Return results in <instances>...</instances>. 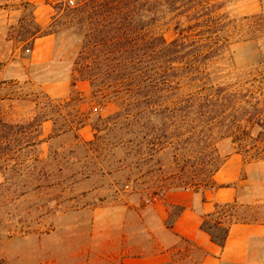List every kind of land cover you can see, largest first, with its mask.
I'll use <instances>...</instances> for the list:
<instances>
[{
	"label": "rangeland",
	"instance_id": "obj_1",
	"mask_svg": "<svg viewBox=\"0 0 264 264\" xmlns=\"http://www.w3.org/2000/svg\"><path fill=\"white\" fill-rule=\"evenodd\" d=\"M66 2L0 0V264H138L158 255L168 259L163 264H201L203 250L170 231L180 211L171 202L183 192L176 184L180 166L174 150L153 158L146 151L136 154L129 133L123 134V146L114 147L119 136L93 145L89 125L77 139L71 134L56 138L53 124L45 122L42 143L36 146L34 126L22 134L20 126L36 113V93L55 102L71 96L75 103L62 108L91 113L87 123L97 114L106 118L119 111L115 101L94 98L88 82L72 86L71 69L81 41L72 31L54 33L56 10ZM148 3L146 35H160L167 43L180 40L184 50L173 66L180 72L186 67L199 71L194 80L182 78L178 91L164 92V107L184 100L185 94L212 88L238 93L242 101L236 109L257 103L264 110V0ZM46 37L51 56L34 62V42ZM168 112L145 120L151 142L158 127L172 137L199 130ZM242 130L219 127L213 133ZM247 131L255 136L263 130L254 126ZM232 146L229 139L217 144L219 153L228 155L215 175L218 186L188 194L199 202L205 191L230 187L241 222L237 224L259 231L250 242L249 260L264 264V159L245 161Z\"/></svg>",
	"mask_w": 264,
	"mask_h": 264
},
{
	"label": "trees",
	"instance_id": "obj_2",
	"mask_svg": "<svg viewBox=\"0 0 264 264\" xmlns=\"http://www.w3.org/2000/svg\"><path fill=\"white\" fill-rule=\"evenodd\" d=\"M68 1L56 10L54 26L57 31L54 33L72 31L81 41L71 69L72 86L88 82L94 98L102 103L109 99L115 101L119 111L106 118L97 114L87 123L91 113L87 116L80 110L67 112L62 108V105L75 103L71 96L55 102L45 93L33 94L36 113L32 121L22 124L20 129L25 135L34 126L35 146L42 143L41 129L45 122L53 124L56 138L71 134L77 139L78 132L89 125L94 132L93 145L105 144L107 138L119 136L113 145L123 146V134L129 133L133 135L134 141L129 143L134 145L136 154L146 151L153 158L163 150H174V158L180 166L176 184L182 191L210 190L218 186L215 175L228 155L222 156L217 144L225 139L231 141L235 153L242 155L245 161L264 159V110L259 109L257 103L249 109H236L237 103L242 101L238 93L202 88L185 94L184 100L178 98L177 102H171L172 108L162 105L164 92L178 91L182 78L194 80L199 71L186 67L180 72L173 66L184 50L180 40L167 43L160 35H146L145 30L151 22L148 0H79L74 5ZM166 110L170 118H179L182 123L193 126L190 128L199 130L172 137L158 127L155 132H160L151 142L145 120L149 115L158 116ZM190 119H194L192 123ZM254 126L263 131L252 135L247 129ZM219 127L229 131L243 130L214 134L213 130ZM237 208L236 202L216 203L214 211L202 217L201 230L221 249L225 247L230 227L241 223L236 218ZM181 211L180 208L176 217ZM180 239L201 250L192 241Z\"/></svg>",
	"mask_w": 264,
	"mask_h": 264
},
{
	"label": "crops",
	"instance_id": "obj_3",
	"mask_svg": "<svg viewBox=\"0 0 264 264\" xmlns=\"http://www.w3.org/2000/svg\"><path fill=\"white\" fill-rule=\"evenodd\" d=\"M51 40L49 37L35 41L32 58L34 62H45L51 56ZM231 188L219 187L216 190L205 191L198 202V198L189 195V191L176 194L171 206L180 207L182 211L174 219L170 231L177 238L187 239L203 250L205 256L201 264H257L249 260L250 242L259 236V231L251 224H233L230 227L225 247L221 249L214 244L209 235L201 230L202 217L214 211L216 203H233ZM215 195L213 199L212 196ZM168 262L164 255L144 259L138 264H163Z\"/></svg>",
	"mask_w": 264,
	"mask_h": 264
},
{
	"label": "built area",
	"instance_id": "obj_4",
	"mask_svg": "<svg viewBox=\"0 0 264 264\" xmlns=\"http://www.w3.org/2000/svg\"><path fill=\"white\" fill-rule=\"evenodd\" d=\"M70 5H74V1L73 0H69L68 1Z\"/></svg>",
	"mask_w": 264,
	"mask_h": 264
}]
</instances>
